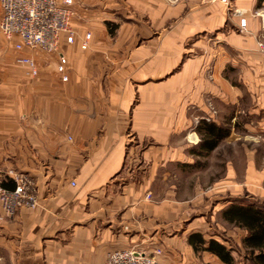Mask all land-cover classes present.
Here are the masks:
<instances>
[{"label":"crops","instance_id":"0c3cea01","mask_svg":"<svg viewBox=\"0 0 264 264\" xmlns=\"http://www.w3.org/2000/svg\"><path fill=\"white\" fill-rule=\"evenodd\" d=\"M231 2L232 11L220 0H74L76 39H61L59 51L68 82L57 71L58 53H20L16 39L0 37V188L15 186L7 174L15 171L38 194L36 208L11 218L0 201V264H103L117 250H161L162 264H196L192 255L204 253L223 264L188 242L192 234L217 240L196 227L205 213L179 201L175 185L164 200L156 191L173 174L164 168L194 164V110L205 120L207 98L239 106L242 84L251 99L248 126L264 132V19L255 14L264 15V2ZM21 56L36 60L37 76ZM228 64L238 67L236 85L226 79ZM254 157L245 183L228 166L222 194L264 188Z\"/></svg>","mask_w":264,"mask_h":264},{"label":"rangeland","instance_id":"374dc122","mask_svg":"<svg viewBox=\"0 0 264 264\" xmlns=\"http://www.w3.org/2000/svg\"><path fill=\"white\" fill-rule=\"evenodd\" d=\"M257 12L260 13L262 11ZM228 30H230L229 26ZM216 52L217 49H214V55H212L215 57ZM227 53H231L229 48L227 49ZM237 69L238 67L235 68L232 64H228L226 69V79L230 80L234 85L237 83L235 80H238L234 74V71ZM212 76L213 73H211L209 79L213 82ZM237 84L242 91L244 90L243 100L239 106L222 107L212 97L205 100L210 111V115L205 118H208L211 122L217 124L219 122L221 124L231 122L230 124L233 127L232 132L235 133L236 136H234L232 140L222 143L209 158L204 159L194 157V164L198 163L196 164L198 166L197 168L186 172L182 169L181 165H171L164 168L173 174L167 180H163L160 188L157 189L156 194L158 198L163 200L168 196L171 197L170 192H172V190H169L168 188L170 185H175L178 189H175L174 191L177 193L176 197L179 201H192L193 203L189 208L193 210V214L196 216L205 213V221L200 222L196 227L202 228L205 231L207 239L209 237H214L227 247H233L235 249L234 257L237 264H243V253L240 250L242 249L241 241L245 236V231L235 228L226 222L221 216V211L232 199L235 198H243L248 201L256 200L263 203L264 188L260 187L253 191L244 188L242 194L234 197L228 193L222 194L219 186L220 182L226 178L227 168L230 164L238 169V178L242 182H246L245 168L250 154L255 156L254 158H256L260 167L264 166V132H259L257 130L252 131V128L248 126L253 122L252 117L248 114L251 108V99L249 94L245 92L242 84ZM194 111L195 115H198L196 116L197 122L201 121V112H198L196 109ZM256 135L260 137H257V140L253 138V136ZM194 147H192V149ZM190 150L191 149H189V151ZM239 251L242 253V257L240 256ZM210 257L211 256L201 253L194 256L192 255V261L196 264H221L218 260H214L213 257Z\"/></svg>","mask_w":264,"mask_h":264},{"label":"built area","instance_id":"2783aa9c","mask_svg":"<svg viewBox=\"0 0 264 264\" xmlns=\"http://www.w3.org/2000/svg\"><path fill=\"white\" fill-rule=\"evenodd\" d=\"M170 5H176L183 0H165ZM218 0H211L212 3ZM229 11L233 10L231 0H220ZM74 0H0V37L15 40L17 52L42 51L47 54L58 53L57 71L64 82H68V58L61 54V39L67 43H74L76 32L73 28ZM264 19V15L256 13ZM247 19L239 22L241 31H247ZM264 28V23H263ZM91 34L85 35V42L81 48L86 50ZM264 52V44H259ZM18 63L26 66L32 76L39 72L36 60L31 56H21ZM206 121L211 120L205 118ZM8 176L15 183L14 190L0 188V201L8 218L13 217L18 209H34L38 205V194L35 183L24 174L9 171ZM75 185V183H72ZM161 251L151 255L133 251L117 250L112 252L103 264H162L156 257Z\"/></svg>","mask_w":264,"mask_h":264},{"label":"trees","instance_id":"16d2710c","mask_svg":"<svg viewBox=\"0 0 264 264\" xmlns=\"http://www.w3.org/2000/svg\"><path fill=\"white\" fill-rule=\"evenodd\" d=\"M263 2L264 0H259L258 7ZM113 32V29H110L112 35ZM230 123L219 125L206 120L200 121L196 128L200 141L189 153L196 158H209L230 137L233 130ZM196 164L198 163L181 167L184 170H191L198 167ZM7 189L14 190L15 186H8ZM221 216L230 225L246 233L240 250L243 253V264H264V202L235 198L221 211ZM188 242L196 253L209 252L218 257L223 264H237L233 247L229 248L214 239L207 241L202 234H192Z\"/></svg>","mask_w":264,"mask_h":264}]
</instances>
